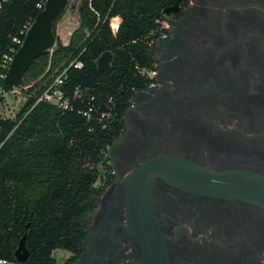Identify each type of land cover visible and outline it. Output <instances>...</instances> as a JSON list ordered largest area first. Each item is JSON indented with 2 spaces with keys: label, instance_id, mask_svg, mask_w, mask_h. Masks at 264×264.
<instances>
[{
  "label": "flooded vegetation",
  "instance_id": "af4514ba",
  "mask_svg": "<svg viewBox=\"0 0 264 264\" xmlns=\"http://www.w3.org/2000/svg\"><path fill=\"white\" fill-rule=\"evenodd\" d=\"M150 37L153 83L134 93L104 152L102 188L75 249L58 264H264V207L151 180L162 240H139L129 174L177 155L264 175V0H175ZM161 241L163 252L154 243ZM158 246V243L156 244Z\"/></svg>",
  "mask_w": 264,
  "mask_h": 264
},
{
  "label": "trees",
  "instance_id": "16d2710c",
  "mask_svg": "<svg viewBox=\"0 0 264 264\" xmlns=\"http://www.w3.org/2000/svg\"><path fill=\"white\" fill-rule=\"evenodd\" d=\"M38 1L0 2V62L10 47H17L13 38H23L25 20L41 10ZM174 1L81 0L79 24L68 43L56 40L53 49L33 60L20 85L31 84L24 90L25 102L13 116L0 118V257L15 260L24 233L29 255L17 264H56L53 250L79 246L87 213L102 191L96 182L104 174L106 147L118 135L134 93L149 82L135 64L151 67L150 37L164 18L162 10ZM105 51L112 54L110 72L96 65ZM75 57L83 66L68 69L65 90L86 88L100 112L111 98L113 119L105 128L104 119L86 121L75 109L36 102L49 75ZM13 88L0 77V103L2 93Z\"/></svg>",
  "mask_w": 264,
  "mask_h": 264
},
{
  "label": "water",
  "instance_id": "95a60500",
  "mask_svg": "<svg viewBox=\"0 0 264 264\" xmlns=\"http://www.w3.org/2000/svg\"><path fill=\"white\" fill-rule=\"evenodd\" d=\"M2 0H0L1 2ZM66 4V0H46L37 13L24 38L13 55L4 76L7 84L14 87L21 85L23 77L33 60L42 52L49 50L55 43L53 22ZM177 4L162 10L164 15ZM156 35H158L156 33ZM112 54L103 52L96 60L97 69L111 71ZM160 175L197 192L212 196L241 199L264 207V175L246 170H213L186 158L164 154L151 158L131 172L128 191L130 209L143 223L133 228L139 240H162V234L153 218L150 201L151 180ZM26 233L23 234L14 251L15 260L25 262L29 251L25 246ZM158 243V246L156 245ZM163 252L161 241L154 243Z\"/></svg>",
  "mask_w": 264,
  "mask_h": 264
},
{
  "label": "built area",
  "instance_id": "2783aa9c",
  "mask_svg": "<svg viewBox=\"0 0 264 264\" xmlns=\"http://www.w3.org/2000/svg\"><path fill=\"white\" fill-rule=\"evenodd\" d=\"M46 0H39L36 4V7L38 9H42L44 6ZM34 17H29L25 20L23 23L21 34L24 35L27 31V29L30 27L31 23L33 22ZM166 27V21L165 20H158V28L156 29L155 33L159 32L162 33ZM152 31L150 32V34ZM22 39L13 38L14 43L17 45V47L12 46L9 48V51L3 55L0 62V77L4 78L10 62L12 61L13 55L20 46ZM51 49V48H50ZM83 66V63L80 59L77 57L70 60L66 65L58 67L55 69L51 75L43 82V89L40 91V93L36 97V102L38 101H44L50 104L55 105L57 108L63 110V111H71L76 110L78 114H80L83 118L86 119V121H92L93 119H104V128L108 126L112 119H113V105L111 104L112 99L108 98L105 102V109L104 111L100 112V107L98 105H95V103L90 102V100L93 99V96L86 97L87 90L86 88H82V86L77 85L71 92L67 93L65 90V82L68 79V69L70 67L80 69ZM136 71L141 74L145 75L147 78H149V82L147 84V87H150L153 83V76H154V67L151 65V67L146 66H140L139 64H135ZM5 71V72H4ZM21 86L14 87L10 92H3L2 94L4 97L12 92H15L17 90L22 91L24 93V100L22 104L25 102L26 95L24 90H26L29 86ZM86 102L84 105L83 103ZM77 104V106H76ZM0 264H17L16 260L9 259L6 257H0ZM58 264V263H56Z\"/></svg>",
  "mask_w": 264,
  "mask_h": 264
},
{
  "label": "rangeland",
  "instance_id": "374dc122",
  "mask_svg": "<svg viewBox=\"0 0 264 264\" xmlns=\"http://www.w3.org/2000/svg\"><path fill=\"white\" fill-rule=\"evenodd\" d=\"M81 0H66L63 10L59 14V18L55 22V43L51 47L54 48L56 40L62 44H67L71 33L78 27L79 14L78 7ZM49 49V50H51ZM24 100V93L19 90L9 93L0 103V118L13 116L21 107ZM62 250H55L53 255L58 260ZM58 261H56L57 263Z\"/></svg>",
  "mask_w": 264,
  "mask_h": 264
}]
</instances>
